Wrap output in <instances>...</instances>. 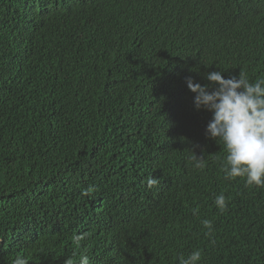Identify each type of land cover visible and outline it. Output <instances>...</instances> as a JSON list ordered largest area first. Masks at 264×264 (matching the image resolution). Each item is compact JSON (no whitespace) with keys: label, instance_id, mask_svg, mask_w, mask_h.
I'll use <instances>...</instances> for the list:
<instances>
[{"label":"trees","instance_id":"trees-1","mask_svg":"<svg viewBox=\"0 0 264 264\" xmlns=\"http://www.w3.org/2000/svg\"><path fill=\"white\" fill-rule=\"evenodd\" d=\"M216 70L264 79V0H0V264H264V188L185 82Z\"/></svg>","mask_w":264,"mask_h":264},{"label":"clouds","instance_id":"clouds-1","mask_svg":"<svg viewBox=\"0 0 264 264\" xmlns=\"http://www.w3.org/2000/svg\"><path fill=\"white\" fill-rule=\"evenodd\" d=\"M206 79L211 85H201L191 77L186 78L187 88L194 93L193 104L196 110H207L212 114L206 126V136L223 142L227 155L223 165L225 179L244 178L246 186L264 188V79L250 82L239 73V76L225 78L220 70L210 71ZM194 153V150H193ZM193 167L200 169L204 166L203 157L193 155ZM156 183L155 179L148 181L149 186ZM91 192L92 189H88ZM214 204L220 212L228 209L225 195L215 197ZM199 208L192 209L194 216ZM208 229L206 236L211 237L213 225L210 220L201 221ZM84 239L82 235H74L72 240L77 246ZM214 242V241H213ZM202 252L195 250L187 258L178 257V264H199ZM12 264H28L23 256H17ZM65 264H73L68 259ZM79 264H90L89 257L82 255Z\"/></svg>","mask_w":264,"mask_h":264}]
</instances>
